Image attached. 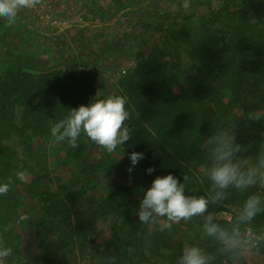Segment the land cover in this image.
I'll list each match as a JSON object with an SVG mask.
<instances>
[{
    "label": "rangeland",
    "instance_id": "obj_1",
    "mask_svg": "<svg viewBox=\"0 0 264 264\" xmlns=\"http://www.w3.org/2000/svg\"><path fill=\"white\" fill-rule=\"evenodd\" d=\"M249 1L209 0L202 4L193 0V6H186L183 15L173 19L169 11L185 0H42L35 9L21 10L11 25L0 19V80L7 77L8 61H16L18 55L34 53L44 61L42 68L51 69L62 61L54 58V52L83 58L82 65L94 75L95 93L100 99L126 96L121 83L143 59L159 63L166 72L179 74L183 80L201 69L189 44L202 39L204 26L215 19L212 31L219 38L228 36V11L244 7ZM80 17L86 24L78 21ZM162 21L169 28L159 34L142 35L130 47L119 46L101 57L94 51L105 44L120 43L117 38L137 24L153 27ZM23 72L39 74L31 69ZM219 89L223 103L208 105L210 115L220 128H233L236 143L247 146L238 157L254 163L264 144V117L249 120L250 112L229 107L226 94ZM15 123L18 130L5 145L15 152L16 162L26 165L22 171L29 178L23 184L12 185L7 195H0V240L13 249L6 264H106L112 256L117 258L116 264H176L184 242L196 244L190 232L191 221L173 224L164 232L139 221L140 202L156 177L144 181L129 177L128 163L119 146L109 154L82 133L78 147L72 148L69 143L55 142L52 126L43 131L31 127L22 131L27 123L20 107L15 108ZM210 161L211 156L196 163V170L206 176ZM45 192L57 193L69 208L95 218L92 241L72 243L60 239L59 225L45 218L46 208L40 198ZM253 193L264 198V187L257 185L244 192L230 188L228 209L216 215L218 220L230 221ZM5 212L11 217L8 219V214L6 222ZM203 247L216 255L214 264H228L214 243ZM262 249L264 244L247 254L242 264H264Z\"/></svg>",
    "mask_w": 264,
    "mask_h": 264
},
{
    "label": "trees",
    "instance_id": "obj_2",
    "mask_svg": "<svg viewBox=\"0 0 264 264\" xmlns=\"http://www.w3.org/2000/svg\"><path fill=\"white\" fill-rule=\"evenodd\" d=\"M198 1L209 3V0ZM186 6H193V0H185L180 7L172 8L169 12L173 13V19L181 17ZM225 18L229 23L228 36L219 38L212 31L213 19L211 24L204 26L202 39L195 45L189 44L201 63L197 75L185 76L182 80L179 74L166 72L159 63L143 59L123 79L121 85L126 90L130 113L126 124L132 136L119 147L128 163L129 177L144 181L171 173L180 183H185L186 195L207 196L211 181L196 170L195 164L211 156L207 141L220 128L208 108V105L223 103L219 87L232 109L264 111V0H250L244 7L229 10ZM147 27L137 24L132 31L117 38L122 45L121 42L109 43L102 48L96 47L94 51L101 57L108 51L118 50L119 46L130 47L142 37V30ZM167 28L169 25L162 21L155 34ZM54 58L62 61L53 69L42 68L44 61L34 53L18 55L16 61H8L7 77L0 80V183L7 182L12 176L14 187L23 184L16 179L15 173L26 165L16 162L15 152L5 145V141L18 130L16 107L21 108L27 123L22 131L28 127L43 131L67 117L72 108L87 106L96 97L94 75L82 65V57L78 59L72 54L54 52ZM60 67H66V70ZM13 69L17 71L14 73ZM23 69L39 74L23 72ZM81 138L82 134L78 142ZM132 152L143 153L144 158L129 173L128 169L133 167ZM150 167L155 170L149 174L147 169ZM185 175L189 177L187 182H184ZM40 198L46 208L45 218L59 225L60 239H70L72 243L92 241L95 218L69 208L55 192H45ZM108 202L113 207V200ZM227 205L225 201L210 206L209 211L217 215L226 212ZM8 214V219L11 218L10 213L5 212L4 222ZM234 216L235 213L230 221ZM230 221L218 220L220 223ZM191 222L194 243L201 247L214 243L210 239L200 240L198 229L202 227L203 217H194ZM252 228L256 232L264 228V213L255 217ZM223 259L230 264L226 257Z\"/></svg>",
    "mask_w": 264,
    "mask_h": 264
},
{
    "label": "clouds",
    "instance_id": "obj_3",
    "mask_svg": "<svg viewBox=\"0 0 264 264\" xmlns=\"http://www.w3.org/2000/svg\"><path fill=\"white\" fill-rule=\"evenodd\" d=\"M41 3L42 0H0V19L11 25L21 10L35 9ZM126 104V96L109 95L100 99L97 95L87 106L72 108L67 117L51 128V135L56 143L67 141L72 148H76L83 133L112 154L132 136L126 124L130 118ZM262 117L264 113L261 111L248 113V119L252 121ZM207 142L211 146V161L205 170V175L211 181L207 196L186 195L185 183H180L171 173L158 176L146 190L137 215L143 225L158 226L160 232L170 230L173 224L181 221L203 217L202 227L198 229L200 240L213 241L219 255L226 257L230 264H242L247 254L258 251L260 245L264 244V230L256 232L252 228L255 217L264 213V198L257 193L248 196L236 211L234 219L228 223L218 222L216 214L210 212L209 208L223 204L228 199L230 188L244 192L257 185L264 187V144L260 146L253 163L249 158L238 157L239 153L247 151V146L236 143L233 128H217ZM143 158V153L132 152L130 160L133 167L128 172L131 173ZM19 167L22 169L23 165ZM154 170L150 167L147 172L150 174ZM15 177L21 182H27L29 178L25 171H17ZM188 179L185 175L184 182ZM13 183L12 176L8 177L7 182L0 183V195H7ZM12 255L13 249L4 246L0 240V264H6L7 258ZM216 258L205 247L185 241L176 264H214ZM116 260L112 256L106 264H116Z\"/></svg>",
    "mask_w": 264,
    "mask_h": 264
},
{
    "label": "flooded vegetation",
    "instance_id": "obj_4",
    "mask_svg": "<svg viewBox=\"0 0 264 264\" xmlns=\"http://www.w3.org/2000/svg\"><path fill=\"white\" fill-rule=\"evenodd\" d=\"M159 26H160V24L159 25H156V26H153V27H147V28H144L143 30H142V33H143V35H151V34H155V32L157 31V30H159ZM162 31V30H161ZM124 35V34H123ZM102 47H105V46H101V48ZM67 54H69V53H67Z\"/></svg>",
    "mask_w": 264,
    "mask_h": 264
},
{
    "label": "built area",
    "instance_id": "obj_5",
    "mask_svg": "<svg viewBox=\"0 0 264 264\" xmlns=\"http://www.w3.org/2000/svg\"><path fill=\"white\" fill-rule=\"evenodd\" d=\"M78 21H79V22H83V23H85V24H86V22H84V20H83V18H82V17H80V18L78 19Z\"/></svg>",
    "mask_w": 264,
    "mask_h": 264
}]
</instances>
